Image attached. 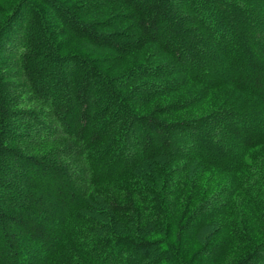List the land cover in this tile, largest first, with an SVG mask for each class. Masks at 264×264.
I'll use <instances>...</instances> for the list:
<instances>
[{
	"label": "trees",
	"instance_id": "1",
	"mask_svg": "<svg viewBox=\"0 0 264 264\" xmlns=\"http://www.w3.org/2000/svg\"><path fill=\"white\" fill-rule=\"evenodd\" d=\"M225 260L264 264V0H0V264Z\"/></svg>",
	"mask_w": 264,
	"mask_h": 264
},
{
	"label": "rangeland",
	"instance_id": "2",
	"mask_svg": "<svg viewBox=\"0 0 264 264\" xmlns=\"http://www.w3.org/2000/svg\"><path fill=\"white\" fill-rule=\"evenodd\" d=\"M203 189V188H202ZM238 201L234 200L232 201V204L234 203L233 207L235 208L238 204H236ZM198 245L196 244V242H190L187 246V255L188 257H190L191 255H193V253L198 249ZM224 264H226V260L223 261Z\"/></svg>",
	"mask_w": 264,
	"mask_h": 264
}]
</instances>
